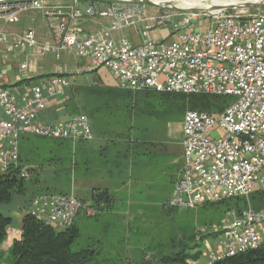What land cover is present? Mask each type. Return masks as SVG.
<instances>
[{"label":"built area","instance_id":"obj_1","mask_svg":"<svg viewBox=\"0 0 264 264\" xmlns=\"http://www.w3.org/2000/svg\"><path fill=\"white\" fill-rule=\"evenodd\" d=\"M48 4L29 0L8 6L0 1V20L15 21L13 16L19 11L30 10L42 17L58 15L63 19L60 34L52 43L40 44L34 29L29 28L18 35L0 33V44L11 46L15 55L18 51L31 54L37 50L42 58L51 55L59 60L70 55L88 61L80 71L82 75L107 69L121 90L233 98L219 115L185 112L182 171L168 206L195 209L264 191L263 9L252 14L220 13L206 23L200 18L194 22L184 19L168 26L166 22L170 21L163 16L148 22L144 8L129 0H109L104 4L87 1L84 5L75 0L72 5L54 7ZM99 19L105 23L89 34H81L82 24ZM167 26L170 29L166 38L152 39L151 31ZM20 65L28 68L26 60ZM70 86L69 79L53 75L32 84L25 95L0 89L2 172L18 162L22 136L71 142L94 139L90 121L84 115L58 123L41 120L42 111L52 100L61 103ZM181 194L187 197L185 203ZM97 213L73 194L36 195L25 211L57 230L70 228L81 215L91 217ZM220 224L215 229L216 248L209 252L206 264L256 250L264 243V230H260L264 228V208L257 211L248 207L239 216L228 212Z\"/></svg>","mask_w":264,"mask_h":264},{"label":"trees","instance_id":"obj_2","mask_svg":"<svg viewBox=\"0 0 264 264\" xmlns=\"http://www.w3.org/2000/svg\"><path fill=\"white\" fill-rule=\"evenodd\" d=\"M95 80V84L86 87H69L65 94L66 97L61 103H58V107L66 114H70V117L78 115V101L84 97L92 103V108L88 112L85 111V114L92 115L95 120L100 119L103 114L107 120L114 116V112H121L125 117L124 103L127 102L129 117L149 116L153 119L168 121L175 113L183 114L187 110L219 115L233 101L230 96L202 93L187 95L162 93L148 89L132 92L121 90L116 86H99L98 78ZM175 122L180 121L176 120ZM68 143L71 144V141L22 136L19 142L18 162L0 175V206L8 205L15 197H20L23 199V210L27 211L33 198L39 195L35 191L49 192L40 186H37L34 192L30 190L31 182L34 181L38 184V179H40L34 169H31L33 166L38 169L44 166L53 167L55 173L52 180H65L70 183L75 166L71 159V152L69 151L70 156L64 154V152L67 153L68 147L71 149ZM28 144H31L30 146L37 144V147L31 150L32 154L35 150L42 151L44 154L39 161L36 158L32 160V163H28L30 161L28 159L30 153L26 151ZM22 173L32 179L22 176ZM34 177L38 179L34 180ZM113 201L114 194L112 192L95 189L91 196V207L95 208L98 213H103L111 209ZM248 207L257 211L264 208V191L254 193L248 198L226 199L217 203L205 204L203 211H207V214H214V217L217 216L212 223H209L212 224L210 227L206 225L200 227L193 219L180 217L177 224H174L171 229L172 236L159 243L152 240L148 243L147 249L143 250L142 255L136 261L130 262L107 261L99 258L92 247L82 242L76 223L68 229L57 230L45 225L30 214H25L21 221L20 238L13 241L6 258L0 248V258H4L9 264H190L189 260L194 261L198 258L202 242L208 237H217L218 232L215 229L221 226L220 223L228 212H234L239 216ZM162 211L171 213L178 212V209L166 204V209H162ZM11 223L10 217L0 214V245L7 236ZM204 228L206 232L201 233L200 229ZM148 252L150 254L158 253V255L150 256L146 260ZM214 264H264V243L256 250L225 257Z\"/></svg>","mask_w":264,"mask_h":264},{"label":"crops","instance_id":"obj_3","mask_svg":"<svg viewBox=\"0 0 264 264\" xmlns=\"http://www.w3.org/2000/svg\"><path fill=\"white\" fill-rule=\"evenodd\" d=\"M63 22L60 16L51 17L48 19H40L31 18L29 22H27V26H22L18 24H12L8 22L0 21V33L12 36L18 35L23 30L32 28L35 31L36 39H38L40 44H49L55 40V37L60 34V26ZM105 21L99 19L98 22H86L80 26L81 34L86 35L94 30L98 29L100 24H104ZM32 25V26H31ZM131 34L133 32L130 31ZM168 33L167 28H159L150 32V36L154 40H160L162 38H166ZM138 43V40L136 39ZM15 51L12 50V47L5 44H0V89H8L13 92L16 96L25 95L29 92L32 84H39L43 82V80L48 79L49 76L59 75L63 76L71 82L70 88L73 86H87L95 84V78H98L99 86H110L114 87L115 82L113 77L109 74L108 70L100 69L96 72L82 75L80 71L83 68H86L88 65V61L79 60L73 58L70 55H63L61 59L57 60L53 58L51 55L45 57H39L37 55V50H34L33 53L29 54L27 50L18 51V55L13 54ZM72 59V60H71ZM28 62V68L23 69L21 67V63L23 61ZM73 61V62H72ZM59 101L52 100L49 106L42 111L41 120L45 123H58L64 122L69 119L70 114H66V112L58 107ZM117 118L120 117V113L117 112ZM87 114V113H86ZM100 119L95 120L92 118V115L87 114V118L90 121L91 129L94 134V139L87 142L88 152L84 153L80 149L81 145H78L75 149L78 154H76L74 150V168L78 170V173L75 175V170L73 171L72 179L68 186V193L75 194L77 197L82 199L83 204L86 206L91 205V196L95 189L99 190H107L114 194V201L111 205V209L109 211H105L103 213H97L94 216L88 217L87 215H81L76 220V226L80 230V235L83 243L92 244L96 246L100 244L103 239H107L104 243L110 244V240L108 239V235H112L114 238L117 237L115 232H120V230H125L128 227V224L131 222L132 215L129 212H124L123 208L120 209L121 205H128L129 202L134 203V200L131 198V188L137 189L139 185L145 183L147 184L149 179H144L145 177L142 174V178H138L136 176L134 180V184L130 185L131 178H122L121 172L115 173L116 169H113V166H121L127 163V159L130 161L129 164L133 168L137 165L138 170H141L142 162L138 164L139 157L142 158L144 154V150L142 146L139 147H128L120 146V138L123 135V127L119 125H110V118L105 120L106 116L101 114ZM124 118V114L121 115V119ZM121 130V131H119ZM181 130V137L178 142L180 146L181 152L179 157H172V161L181 159L183 156V149L181 148V141L183 138V130ZM166 142H164V149H169V142L172 140L173 135L171 133L170 127L166 128ZM123 132V133H121ZM115 137V138H114ZM113 141V142H111ZM76 143V142H75ZM152 143V142H151ZM150 143V150L156 152L153 144ZM78 144V143H77ZM168 146V147H167ZM147 146H145L146 149ZM152 152V155H154ZM168 153V151H167ZM133 156L132 158L135 160H130L129 156ZM80 160L82 161L80 163ZM141 161V160H140ZM168 161V159L166 160ZM140 166V167H139ZM82 167L83 171L80 169ZM31 169H34V172L38 175V177L43 180V178L48 179V181H52L54 178V168L53 167H42L38 169L33 166ZM143 170V168H142ZM141 170V172H142ZM148 168L146 171H150ZM83 173H82V172ZM5 172L0 170V175ZM140 175V174H139ZM159 178L156 180L158 181ZM155 180V179H154ZM153 183V181H151ZM136 183V184H135ZM134 185L138 186L135 187ZM175 184H172V188L169 192V196L166 201L161 205V209H166V204L171 198L172 192L174 190ZM133 197H140V195L135 192ZM81 201V200H80ZM23 199L20 197H15V199L5 206H0V214L8 216L11 218L12 223L8 227V231L11 234H7L5 239L0 245L4 253V258L9 255L10 246L16 239H19L21 236V221L25 215V210H23ZM5 207V208H2ZM139 211L138 209H135ZM136 214V212H135ZM94 221V222H93ZM90 228V231H85L86 228ZM260 230H264L261 227ZM121 235V233H120ZM123 239L124 236L121 235L120 239ZM216 237L206 238L199 249V256L196 260H189L190 264H206L208 259V254L212 249L216 248L215 243ZM124 241V240H122ZM103 243V244H104ZM88 244V245H89ZM123 244V242H122ZM4 258H0V264H9Z\"/></svg>","mask_w":264,"mask_h":264},{"label":"rangeland","instance_id":"obj_4","mask_svg":"<svg viewBox=\"0 0 264 264\" xmlns=\"http://www.w3.org/2000/svg\"><path fill=\"white\" fill-rule=\"evenodd\" d=\"M47 1L50 7H54L55 5H72L74 4L75 0H43ZM87 1H95L101 4H104L108 2L109 0H79L80 5H84ZM123 1V0H122ZM132 2L138 3L141 7L144 8L146 11V18H148V22H150L152 19L158 18V17H166V21L169 20L170 22L166 24L172 25V23L179 24L182 20H192L193 22L198 20V18L201 19V21L210 22L215 15H218L220 13H246V14H252L258 9L264 10V0H261L259 3L255 4H247V0H234L235 2H241L243 3V7H220L216 8L214 4L216 3H222L225 5L228 4V1L221 2L220 0H202L201 7H181L180 9H171L167 7H163L162 5H153L150 3H145L141 0H129ZM175 1V0H171ZM192 1V0H191ZM1 2L6 3L8 6L12 5L15 6L17 3H23V2H29V0H2ZM207 4V5H206ZM12 11V10H11ZM53 11L54 10H48ZM60 13H63V10L59 11ZM14 18H17L15 21H9V19H1L2 22H8L9 24H20L22 26H27V22L31 18H40V19H48L46 17H42L40 14L29 11V12H18L13 16ZM10 17V18H13ZM54 17V16H53ZM58 17V15L55 16V18ZM163 25L165 23H162ZM32 26V25H31ZM168 26L166 28H168ZM170 29V28H168ZM74 58V57H73ZM72 60V59H71ZM73 62V61H72ZM120 105V104H119ZM78 115H84L85 111L88 112L92 108V103L89 99H86L84 97H81L78 101ZM128 103H124V109H125V117L121 119V115L123 113L120 112V117H116L117 113L114 112V116L110 118V125H119L120 127H123V135L120 138V146H126L128 149L131 147H139L142 146L144 150V154L141 157H139L138 164L142 162L141 170H138V166L133 168V165L131 166L129 164V160L127 159V163L125 165H117L113 166V169H116L114 171L115 173L121 172L122 178H131L130 185L132 186L134 183L136 176L138 175V178H142V174L145 177L144 179H149L153 181H148L147 184L143 183L142 185H139V188L136 190L131 188L133 190L131 192V198L134 200L132 202H129L128 205H121L120 209L124 210V212H129L132 215L131 222L128 224L127 229L120 230V232H115L117 235L116 238H114L111 234L108 235V239L111 241L110 244L104 243L107 239H103L100 244H97L96 246L89 244L91 242H88L89 246L92 247L95 252H97V255L99 258L106 259L107 261H124V262H130V261H136L143 253V250L145 251L147 249L148 243L152 242V240H156V242H162L168 237L172 236L171 229L174 226V224H177L180 217L181 218H187V219H193L194 222H197L200 227L206 225V226H212L213 220L217 218V216L214 217V214L209 213L207 214V211H203L204 206L195 208V209H186V210H180L178 209V212H171V213H164L161 209V205L166 201V199L169 196V192L171 190L172 184H176L179 180V177L181 175L182 171V161L181 159L172 161V157H179V154L181 152L180 146L178 145V142L181 137V130L182 129V122L184 118L183 114L175 113L173 117H170L169 120H158L153 119L149 116H140V117H129L128 116ZM120 111V110H119ZM113 113V112H111ZM130 114V113H129ZM176 120L180 122H175ZM170 127L171 133L173 135L172 140L169 142V149H164V142H166V128ZM121 131V130H119ZM115 138V137H114ZM113 142V141H111ZM152 142V143H151ZM78 143V144H77ZM89 143V142H88ZM150 143L153 144L155 147L156 152L153 150H150ZM69 144V143H68ZM28 144L27 152L30 153L28 156V159L30 160L28 163H32V160L39 161L40 157H42L44 154L42 151H36L34 154L31 153V150L35 149L37 147V144ZM78 145H81L80 149L82 152L86 153L88 152V145L87 142H80L76 141L71 142L68 147L67 153L64 152L65 156L69 155L71 152V159L72 162L74 161V153L76 152V147ZM145 146L146 149H145ZM75 150V152H74ZM70 151V152H69ZM168 151V153H167ZM152 152H154V155H152ZM76 154H78L76 152ZM133 156H129L128 158H131L130 160H135V158H132ZM168 159V161H166ZM141 160V161H140ZM82 161L80 160V163ZM140 167V166H139ZM150 168L151 170L148 172ZM82 171V167L80 168ZM75 175L78 173V170L75 168ZM73 170V171H74ZM81 171V172H82ZM83 173V172H82ZM140 174V175H139ZM27 178L29 176L25 174ZM73 176V173H72ZM157 178L158 181L156 180ZM32 179V178H29ZM38 178L34 177V180ZM72 179V178H71ZM155 179V180H154ZM48 181V179L43 178L41 181L38 179V184L31 182L30 190L34 192V190L37 188V186H40L41 188H45L49 190L47 193H42L39 191H35L37 194H48L50 196L52 195H65L68 194V186L69 183L65 180H52ZM136 184V183H135ZM135 187H138L134 185ZM137 192L140 197H133V194ZM72 194V193H71ZM78 200H81L79 197H77L75 194H73ZM250 197V196H248ZM246 197V198H248ZM84 203V202H83ZM5 208V207H2ZM135 209H138L139 211H136ZM136 212V214H135ZM212 220V221H211ZM94 222V221H93ZM77 227V226H76ZM79 229V228H78ZM80 231V230H79ZM85 231H90V228H86ZM212 231V230H211ZM124 236V238L120 239L121 235ZM167 236V237H166ZM124 240V241H122ZM85 240H82V242ZM123 242V244H122ZM104 243V244H103ZM85 244V243H84ZM158 253L150 254L149 252L146 253V260L150 256H157Z\"/></svg>","mask_w":264,"mask_h":264},{"label":"bare ground","instance_id":"obj_5","mask_svg":"<svg viewBox=\"0 0 264 264\" xmlns=\"http://www.w3.org/2000/svg\"><path fill=\"white\" fill-rule=\"evenodd\" d=\"M2 1V0H0ZM144 1L145 3H150L153 5H162L163 7H167V8H171V9H180L181 7H201V2L202 0H175V1H171V0H141ZM221 2L223 1H228V4L224 6V4L222 3H216L214 4L216 8H220V7H243V3L241 2H235L234 0H220ZM261 0H247V4H255V3H259ZM207 5V4H206Z\"/></svg>","mask_w":264,"mask_h":264},{"label":"water","instance_id":"obj_6","mask_svg":"<svg viewBox=\"0 0 264 264\" xmlns=\"http://www.w3.org/2000/svg\"><path fill=\"white\" fill-rule=\"evenodd\" d=\"M180 198H181V201H182L183 203H185V202L187 201V197H186L185 194H181Z\"/></svg>","mask_w":264,"mask_h":264}]
</instances>
